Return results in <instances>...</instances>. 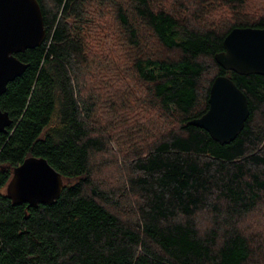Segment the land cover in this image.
<instances>
[{"label":"trees","instance_id":"obj_1","mask_svg":"<svg viewBox=\"0 0 264 264\" xmlns=\"http://www.w3.org/2000/svg\"><path fill=\"white\" fill-rule=\"evenodd\" d=\"M245 1L38 0L46 36L16 53L27 65L0 95L13 120L0 132V264H264V236L241 225L264 193V75L214 60L233 27H264V16L243 12ZM95 8L112 11L134 51L129 68L144 104L159 117L128 157L118 192L101 187L91 162L106 150L98 94L85 79ZM218 74L233 79L249 106L224 144L187 123L206 111ZM29 155L62 176L52 203L14 204L5 193Z\"/></svg>","mask_w":264,"mask_h":264},{"label":"water","instance_id":"obj_2","mask_svg":"<svg viewBox=\"0 0 264 264\" xmlns=\"http://www.w3.org/2000/svg\"><path fill=\"white\" fill-rule=\"evenodd\" d=\"M46 36L38 0H0V95L6 85L20 75L27 63L16 53L40 45ZM216 63L240 75H264V27L236 26L223 38V49L214 53ZM207 109L187 121L203 128L220 144L238 135L249 115L245 93L229 76L216 75L209 87ZM0 108V132L12 123ZM63 188L61 174L45 157L29 155L15 166L5 186L14 204L52 203Z\"/></svg>","mask_w":264,"mask_h":264},{"label":"rangeland","instance_id":"obj_3","mask_svg":"<svg viewBox=\"0 0 264 264\" xmlns=\"http://www.w3.org/2000/svg\"><path fill=\"white\" fill-rule=\"evenodd\" d=\"M243 12L251 17L264 16V0H246ZM88 29L84 39L90 64L85 79L88 87L98 94L96 112L106 141V150L91 159L93 177L102 188L118 192L124 187L128 157L149 141V137L143 140V130L159 117L144 104L146 90L129 68L133 50L123 43L112 11L95 8ZM121 82L124 86L120 89ZM126 95L127 102L120 105V99ZM197 217L199 225L205 226L206 213L201 212ZM241 225L250 234L264 236V193L262 202L243 218Z\"/></svg>","mask_w":264,"mask_h":264}]
</instances>
